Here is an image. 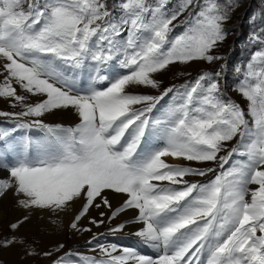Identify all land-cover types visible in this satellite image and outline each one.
I'll return each mask as SVG.
<instances>
[{
	"label": "snow or ice",
	"instance_id": "obj_1",
	"mask_svg": "<svg viewBox=\"0 0 264 264\" xmlns=\"http://www.w3.org/2000/svg\"><path fill=\"white\" fill-rule=\"evenodd\" d=\"M235 6L237 0H0V98L22 106L0 112L15 121L0 129V170L7 172L0 196L11 191L26 212L57 217L79 202L69 224L76 231L93 207L110 209L109 222L131 210L134 218L109 232L138 224L139 243L156 252L95 243L97 255L68 250L53 264H201V257L203 264H264V27L249 34L247 43L257 47L234 68V90L247 110L227 95L224 64L159 95L130 91L159 90L156 76L171 65L222 60L213 50L226 39ZM18 88L41 99L26 103ZM69 108L79 118L74 126L41 119ZM18 129L41 136L17 139ZM106 192L125 199L113 208ZM104 215L90 222L99 226ZM16 243L25 241L12 236L3 246Z\"/></svg>",
	"mask_w": 264,
	"mask_h": 264
},
{
	"label": "rangeland",
	"instance_id": "obj_2",
	"mask_svg": "<svg viewBox=\"0 0 264 264\" xmlns=\"http://www.w3.org/2000/svg\"><path fill=\"white\" fill-rule=\"evenodd\" d=\"M262 27H264V0H237V6L230 12V18L224 25L225 31L227 32L226 39L219 43L217 48L213 50L214 55L223 57L222 60L213 61L212 63L201 60L193 61L188 64L177 63L171 65L167 70L156 76V78L161 81V88L159 90L141 87L130 89V91L159 95L165 88L171 85L179 86L184 84L185 81H193L201 72H215L220 68V65L224 64L226 65V69L223 72L221 83L227 95L239 103L242 108L247 110L248 101L242 97L238 91L234 90V85L239 79L234 72V68L237 64H243L249 59L251 52L257 47L247 43L249 34L255 29ZM181 30L182 29H177V31ZM2 80L3 76H0V81ZM18 90L21 95H27L28 98L26 103H34V96L20 91L19 88ZM172 98L171 93L169 96L164 97L160 104L157 105V108L154 109L153 116L160 115L171 102ZM21 110V105L13 107L10 99L0 98V112L13 113ZM43 120L45 123L51 125H75V123H62V121L59 120ZM14 124L15 121L11 117L0 116V129L11 130ZM16 132H20L23 135H30L33 138L41 136V133L37 130L26 131L18 129L15 133ZM232 144H235V141L231 142L229 147H231ZM174 162L186 163L184 161ZM193 166L207 167L215 165L194 164ZM225 167H227V165ZM212 175L213 174H209L207 177H192V179L207 181ZM16 203L17 201L10 197L9 201H3L2 209L0 210L2 211V215L0 216V264H53V261L59 255L68 250L84 253V249L87 248L85 245L91 240V237L93 238V236L100 235L109 228L105 223L99 226L90 223V225L86 224L80 228L79 231L75 230V232L72 233L70 232L72 229L69 227V223L64 225L60 231L62 233V238H56L42 235L41 229L46 223L33 221V223L29 225L20 227L17 231L18 234H14V230H11L9 225L18 221L16 219L13 220V209L17 207ZM84 228H90L91 231H83ZM12 236L23 239L25 241L24 245L22 246L16 243L10 246H3V242ZM61 244L64 245V248L61 249L60 253H57L55 249ZM45 252H52L53 255L50 257L45 256L43 254Z\"/></svg>",
	"mask_w": 264,
	"mask_h": 264
},
{
	"label": "bare ground",
	"instance_id": "obj_3",
	"mask_svg": "<svg viewBox=\"0 0 264 264\" xmlns=\"http://www.w3.org/2000/svg\"><path fill=\"white\" fill-rule=\"evenodd\" d=\"M86 86H87L86 82H83L81 84V87H86ZM101 86H103V85H100V84L97 85V87H101ZM40 99H41V97L34 96V103L38 102ZM42 119H45L48 121L59 120V121H62V123L66 122V123H70V124H72V123L76 124L79 122L78 116L76 115L74 110H72L71 108L53 110L50 113H46L42 117ZM14 136L17 139H20L24 135L21 134L20 132H16L14 134ZM36 138H39V137H36ZM6 176H7V172L0 170V178L6 177ZM105 195L110 200V203L112 204L113 208L119 207L122 204L123 200L125 199L124 196H122L120 194L113 193V192H106ZM10 197L14 198L17 201V197L11 191H7L3 196H0V210L2 209L3 201H5V202L9 201ZM16 206L17 207L13 209V220L14 219L20 220L23 218V216L30 215V219L27 222H25L21 227L29 225V224L33 223V221H40L41 223L44 222L46 224L41 229L42 235L48 236V237L52 236V237H56V238H59V237L62 238V236H61L62 233L60 232L61 229L63 228L64 225L69 224L72 221V219L74 218V215L78 212V210L80 208V203L79 202L76 203L72 209H70L69 211H67L64 214H61L59 217L54 216V215H50L49 213L44 212V211H34V212L29 213V212H26L25 210L21 209L17 203H16ZM101 212L105 213V215L103 217L104 223L109 228L107 230H105V232L101 231L102 233L100 232L101 233L100 235L99 234L96 235L95 236L96 240L93 241L92 244H89V242H88L87 245H85L87 248L84 249V251H83L84 254L97 255L98 252H91L90 251V249L94 246L95 243H116L118 245L135 247L137 249V251L143 255H151V256L156 255V252L154 249L141 245L138 241V238L134 235L136 230L140 227V225H138V224H134V223L133 224H127L123 231L115 233V234L109 232L110 228H113L116 225H118L122 222H125L127 220L133 219L135 216V213L131 210H128V211L120 214L115 220L109 222L108 217L110 215V209H108L106 207H101L99 209L93 207L89 210V213L87 214V216L81 219V221L79 222L78 228L80 229L83 226H85L86 224L90 225V223H91L90 221L93 218H95L96 220H100L101 219V216H100ZM1 215H2V211H0V216ZM53 221H55V223H53ZM17 231L18 230H14V234L17 233ZM70 232L74 233L75 230H70ZM91 240H92V237H91ZM203 261H204V257H201V264H203Z\"/></svg>",
	"mask_w": 264,
	"mask_h": 264
}]
</instances>
